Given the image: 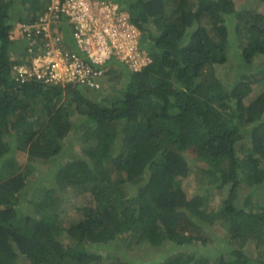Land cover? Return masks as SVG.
I'll use <instances>...</instances> for the list:
<instances>
[{
  "label": "trees",
  "instance_id": "trees-1",
  "mask_svg": "<svg viewBox=\"0 0 264 264\" xmlns=\"http://www.w3.org/2000/svg\"><path fill=\"white\" fill-rule=\"evenodd\" d=\"M111 1L141 32L148 61L129 70L111 58L100 88L85 91L16 79L13 66L27 57L16 24L48 0H0V143L27 155L20 165L0 152V264H104L101 252L125 253L132 238L192 251L148 253L147 264H264V191L255 189L264 184V0ZM32 103L41 109L29 121ZM70 132H80L81 158L54 167L35 198L36 164L62 158ZM198 162L208 167L204 190L189 199L181 180ZM85 192L92 199L77 210L76 242L46 244L59 205ZM127 257L116 261L141 264Z\"/></svg>",
  "mask_w": 264,
  "mask_h": 264
},
{
  "label": "built area",
  "instance_id": "built-area-1",
  "mask_svg": "<svg viewBox=\"0 0 264 264\" xmlns=\"http://www.w3.org/2000/svg\"><path fill=\"white\" fill-rule=\"evenodd\" d=\"M36 15L20 25L27 57L13 70L21 83L36 80L94 89L99 87L100 67L112 55H122L133 69L147 61L137 51L139 33L108 2L48 0ZM66 35L75 48L68 47Z\"/></svg>",
  "mask_w": 264,
  "mask_h": 264
},
{
  "label": "rangeland",
  "instance_id": "rangeland-1",
  "mask_svg": "<svg viewBox=\"0 0 264 264\" xmlns=\"http://www.w3.org/2000/svg\"><path fill=\"white\" fill-rule=\"evenodd\" d=\"M242 1H245V0H237L238 3H242ZM260 11L263 12L264 8H261ZM124 42L128 46L129 41L126 39V41ZM212 70L215 72V74H218L219 78L222 80L221 67L215 66ZM257 90H260V89L253 88L252 89L253 92L250 94V96L252 97L254 96V93H258ZM248 99L249 98H247L246 101H248ZM31 109L32 111H30L28 114L29 121H33L34 119H36V116L39 117L41 105L32 103ZM70 119L72 123L75 125H78V127H81V126L87 127V125H85L86 122H84V117L82 115H79L77 113H72ZM91 125L94 128V125L92 123ZM75 134L70 132L69 138L64 139L62 143V148H63L64 153H63L62 158L59 157L61 159L60 161H59V158H53L50 160L49 163H46V165L36 164L37 170L36 172H34V176L30 179V182H33V184L31 185L33 186L32 189L34 190L35 198L39 196V193L43 189H46L47 186L50 185L49 183L51 180H53V177H54V176L52 177V173L50 172L52 171L54 167L57 169L60 166V163L71 161V159L75 158V155H78V157L81 158V152L78 149L79 147L78 137L80 136V132H77V133L75 132ZM4 141L5 143H0V152L3 154V158L7 156H14L20 165H24L26 163V156H27L26 153L22 151H16V149H14V145H13V149L11 147L8 148V143L6 145V142L8 140L4 139ZM236 149L240 151L239 153H243V150H241V147L239 144L236 145ZM207 168H208L207 165L202 162H198L195 165H191L189 175L181 180L182 188L189 199H191V197H194L195 195L202 194L201 192L204 190V187H202L203 185L201 182H202V179L205 178L204 176H202L203 174L202 170L207 169ZM262 188L264 191V184L255 189H257V193H258V192H262ZM250 189L251 188H246L243 186V189L241 190L240 195L244 197V193L246 192L248 193ZM42 193L44 194L45 192L42 191ZM65 193H67V190H65ZM257 193H254L252 195V204H256V203L260 204L258 199H261L262 197L258 195ZM32 194L30 195L27 194V196H24L25 200L30 199ZM217 197L218 198H216V200L219 199L220 196H217ZM91 199L92 197L85 192V194H82V195L77 194V196H74L73 198H68L67 202L65 201L66 202L65 204L64 202H62V204L59 205L60 211L59 210L57 211L58 212V224L45 237L44 242L48 245L54 241H59V243H61L64 246L73 245V243H75L77 240L76 237H73V233H74L73 226H75V223L79 222L80 218L82 217L81 212L77 210L83 206L89 205V203L87 204V202H90ZM216 232L217 230L213 229L212 235ZM217 241H220V240H217ZM129 242L131 243V245L125 250V253H127V256H128L127 258L129 260H132V262L139 261L141 264H147V260L149 257L148 253H153L154 258H161L164 255H166L167 257H170L172 254L176 252H184L187 255H189L188 252H192L190 249H185L186 247H181L180 249L174 248L173 245L170 243L163 244L156 248H152V247H147L145 242H141L140 244L139 241L137 242L136 244L137 247H136L134 238L130 239ZM140 245L142 248L140 247ZM143 248H145V250ZM253 248H254L253 244L245 245L243 250L245 251L244 253L247 255L246 258H248L250 255L253 254V251H252ZM122 249L124 248L121 247L119 249V246H118V251L120 253L119 255L117 253L118 251H114L113 253L109 251L101 252V255L103 256V263L104 264H118V262L116 261V258L122 255H125ZM184 250H186V252ZM200 251L202 250H199L198 252L194 254L200 255L199 253H202L203 257H207L205 256L207 252H200ZM212 264L214 263L212 262Z\"/></svg>",
  "mask_w": 264,
  "mask_h": 264
},
{
  "label": "clouds",
  "instance_id": "clouds-1",
  "mask_svg": "<svg viewBox=\"0 0 264 264\" xmlns=\"http://www.w3.org/2000/svg\"><path fill=\"white\" fill-rule=\"evenodd\" d=\"M95 1H97V2H108V3H110L111 5H114V6H116V8H117V16L118 15H120L122 18H124V19H126L127 20V22L129 23V25H131L138 33H139V36H138V41H137V51H138V43H139V37L141 36V32L139 31V29L135 26V25H133L131 22H130V20H129V16H128V14L124 11V10H121L120 8H119V6H118V4H116V3H114V2H112V1H110V0H102V1H99V0H95ZM120 9V10H119ZM119 11V12H118ZM36 14H35V18H36ZM33 19H28V20H23V21H21L20 23H17L16 24V27H15V29H14V33L12 34V36L14 35V40H21V37H20V25H21V23H24V22H30V21H32ZM11 36V37H12ZM66 40L68 41V47H71V48H75L74 46H73V41H72V38H70L68 35H66ZM24 51H25V48H24ZM139 53V52H138ZM140 54V53H139ZM121 56L122 55H118V54H116V55H112L109 59H111V58H115L118 62H120V64L121 65H125V67L126 68H128L129 70L130 69H132V70H139L142 66H140L138 69H133V67H131L130 65H129V63H127L126 61H125V59L124 58H121ZM140 56L143 58V59H146L147 61H148V58H147V56L145 55V54H140ZM108 59V60H109ZM107 60V61H108ZM107 61H105L104 62V64L107 62ZM147 61H146V63H147ZM145 63V64H146ZM103 64V65H104ZM101 66V67H104V66ZM144 66V65H143ZM101 67H100V69H101ZM27 82H32V81H27ZM27 82H24V83H27ZM21 84H23V83H21ZM49 84V86H57V87H66V86H68V85H74V84H64V85H62V84H51V83H48ZM77 85V84H76ZM83 88H84V90L85 91H91V90H97L98 88H100V84H99V87L98 88H94V89H92V88H88V87H85V86H83V85H81ZM60 209V208H59ZM58 209V210H59ZM60 211V210H59ZM57 215H58V212H57Z\"/></svg>",
  "mask_w": 264,
  "mask_h": 264
}]
</instances>
